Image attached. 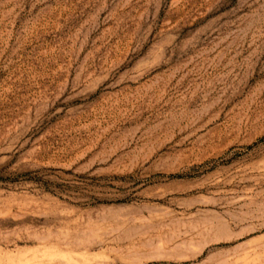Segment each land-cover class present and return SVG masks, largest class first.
I'll return each instance as SVG.
<instances>
[{
    "label": "rangeland",
    "instance_id": "rangeland-1",
    "mask_svg": "<svg viewBox=\"0 0 264 264\" xmlns=\"http://www.w3.org/2000/svg\"><path fill=\"white\" fill-rule=\"evenodd\" d=\"M0 264H264V0H0Z\"/></svg>",
    "mask_w": 264,
    "mask_h": 264
},
{
    "label": "bare ground",
    "instance_id": "bare-ground-1",
    "mask_svg": "<svg viewBox=\"0 0 264 264\" xmlns=\"http://www.w3.org/2000/svg\"><path fill=\"white\" fill-rule=\"evenodd\" d=\"M61 244V243H60ZM67 245V244H66Z\"/></svg>",
    "mask_w": 264,
    "mask_h": 264
}]
</instances>
